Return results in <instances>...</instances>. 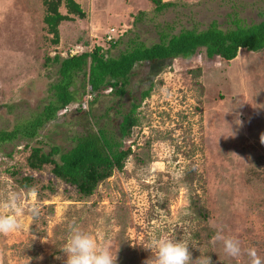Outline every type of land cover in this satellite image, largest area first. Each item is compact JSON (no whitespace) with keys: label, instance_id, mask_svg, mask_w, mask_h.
Returning a JSON list of instances; mask_svg holds the SVG:
<instances>
[{"label":"rangeland","instance_id":"1","mask_svg":"<svg viewBox=\"0 0 264 264\" xmlns=\"http://www.w3.org/2000/svg\"><path fill=\"white\" fill-rule=\"evenodd\" d=\"M84 17L60 25L57 46L45 42L41 0H0V130L32 118L53 99L52 83L58 80V64L43 65L44 56L60 55L74 47L80 52L100 44L111 56L132 45L158 42L160 33L182 29H206L216 22L222 30L233 20L257 23L264 15V0H163L175 5L155 10L151 0H75ZM61 11L65 13L62 7ZM119 38L109 49L107 33ZM79 48V49H78ZM68 56V55H67ZM199 68L201 73L194 77ZM197 71V70H196ZM82 76L75 79L80 94ZM153 88L144 99L141 93ZM199 84H201L199 86ZM128 92L117 97L106 91L94 105V114L112 106L107 128L120 139L118 110L139 103V125L133 128L130 155L122 170L100 182L87 198L51 173L27 166L34 145L44 152L57 145L65 152L84 132L85 117L76 112L85 95L67 106L56 119L45 123L32 139L17 138L0 149V197L9 190L23 191L14 178L32 175L37 180L38 218L25 215L24 228L0 235V264H64L60 251L75 222L111 248L123 264H144L143 248L150 234L163 232L172 239H190L211 258L212 264H249L247 250L264 258V169L250 173L264 144V49H240L232 60L208 59L201 52L192 59L175 58L137 63ZM100 124V123H99ZM128 141V143L130 142ZM58 158V155L56 156ZM191 184L184 177L193 169ZM182 170L179 179L174 178ZM11 171H17L12 176ZM52 185L55 192L48 187ZM197 195L208 210L203 226L238 239L242 254L228 256L220 242L199 243L192 237L198 217L191 210ZM31 204L29 197L26 201ZM46 238L47 243L42 240ZM193 259L201 255L190 247ZM136 257H135V254Z\"/></svg>","mask_w":264,"mask_h":264},{"label":"trees","instance_id":"2","mask_svg":"<svg viewBox=\"0 0 264 264\" xmlns=\"http://www.w3.org/2000/svg\"><path fill=\"white\" fill-rule=\"evenodd\" d=\"M155 4V10L161 11L175 5L174 1L151 0ZM43 40L57 46L60 41V25L64 21H73L74 16L84 17V11L75 0H41ZM65 9V13L61 8ZM234 27L222 30L216 22L203 30L182 29L179 33H160L158 42L146 45L143 42L132 41V45L117 56H111L109 50L102 45H95L91 51H85L75 55L44 56L43 65L58 64V80L52 83L53 99L49 100L43 108L32 118L16 124L11 130H0V149L6 142H12L17 138L32 139L38 130L47 122L56 119L63 108L76 102L88 91L94 95L88 101L87 108L81 102L77 105L76 112L83 118L84 132L76 135L75 143L65 152H61L57 145H52L44 152L42 147L34 145L31 153L26 157V164L34 170H40L44 165L50 164L51 173L63 183L72 186L81 197L87 198L93 194L98 184L110 177L114 170H122L126 159L133 153L131 146L135 141L132 138L133 128L139 125V103L131 102L129 109L122 111L118 122L120 139H117L113 131L107 128V123L112 106H108L103 114H94V105L99 97L106 91L117 97H123L128 92L130 75L137 63L143 61L157 62L172 60L175 58L192 59L203 52L208 59L216 57L232 60L240 49L248 51H260L264 49V15L257 23L246 24L241 19L232 21ZM109 49L115 48L119 38L107 40ZM197 70V71H196ZM190 70L194 77L199 76L201 70ZM82 76L79 90L75 86V79ZM201 84H199L200 86ZM153 84L141 93V99L149 96ZM100 123V124H99ZM128 141H130L128 143ZM58 155V158L56 156ZM136 161L144 162L143 157H136ZM264 169V155H260L255 167L250 173L260 174L256 168ZM16 176L17 171L10 172ZM184 179L191 184L194 179V170L186 171ZM15 183L22 189L34 188L37 180L32 175L14 178ZM52 192V185L48 184ZM200 198L195 195L191 200V210L198 217V226L192 231V237L199 243L210 244L216 229L203 226L201 220L207 222L208 210L200 204ZM149 252V251H146ZM135 254V252H134ZM151 253L142 254L143 260H147ZM136 257V254H135ZM123 264V259H118Z\"/></svg>","mask_w":264,"mask_h":264},{"label":"clouds","instance_id":"3","mask_svg":"<svg viewBox=\"0 0 264 264\" xmlns=\"http://www.w3.org/2000/svg\"><path fill=\"white\" fill-rule=\"evenodd\" d=\"M261 144H264V133L260 136ZM196 170V165H193ZM182 176V170L174 174L175 179ZM31 198L32 203L26 201ZM37 192L35 188L29 189L27 194L23 191L9 190L7 194L0 197V235H8L24 228L23 217L27 214L32 218H38L40 207L36 203ZM68 238L60 249L67 257L64 264H116L111 248L102 243L93 234L83 230L75 222L68 226ZM43 243L48 240L44 238ZM220 242L224 252L232 257L238 258L242 254L240 241L234 237L225 236L217 231L212 237V243ZM190 247L197 248L201 255L193 259ZM150 251V257L144 264H212L211 258L201 251L200 247L190 239H172L163 232L150 234L147 244L143 246ZM249 264H264L257 251L252 248L247 250Z\"/></svg>","mask_w":264,"mask_h":264},{"label":"built area","instance_id":"4","mask_svg":"<svg viewBox=\"0 0 264 264\" xmlns=\"http://www.w3.org/2000/svg\"><path fill=\"white\" fill-rule=\"evenodd\" d=\"M113 31V29L112 30H110L108 33H107V37H106V39L107 40H110L111 39V32ZM82 47V50L80 51V52H78V51H75V50H77V49H75L74 47H72V49H67L66 51H65V55L64 56H66V55H75V54H79V53H82V52H85V50L86 49H84L83 48V46H80L79 48H81ZM78 48V49H79ZM94 97V95L93 94H91L90 92H86L85 93V98H84V101H85V103H84V106H86V108H87V105H88V101L90 100V99H92ZM68 109H67V107H65V108H63V110H62V112H66Z\"/></svg>","mask_w":264,"mask_h":264}]
</instances>
